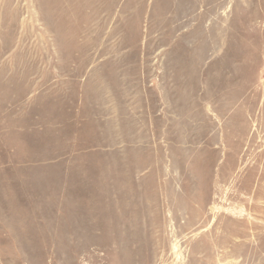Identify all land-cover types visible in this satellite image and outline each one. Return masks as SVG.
<instances>
[{
	"label": "rangeland",
	"instance_id": "obj_1",
	"mask_svg": "<svg viewBox=\"0 0 264 264\" xmlns=\"http://www.w3.org/2000/svg\"><path fill=\"white\" fill-rule=\"evenodd\" d=\"M0 264H264V0H0Z\"/></svg>",
	"mask_w": 264,
	"mask_h": 264
}]
</instances>
